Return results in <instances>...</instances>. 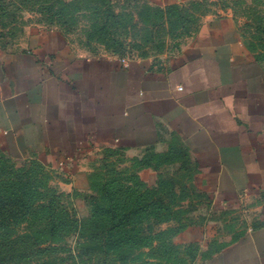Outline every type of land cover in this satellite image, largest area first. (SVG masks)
<instances>
[{
	"label": "crops",
	"instance_id": "1",
	"mask_svg": "<svg viewBox=\"0 0 264 264\" xmlns=\"http://www.w3.org/2000/svg\"><path fill=\"white\" fill-rule=\"evenodd\" d=\"M166 136L191 156L196 186L235 218L217 249L210 224L180 233L183 243L213 252L194 264H264V61L244 47L231 16L203 20L163 65L76 54L44 31L18 48L0 46V148L7 154L63 164L77 176L96 148L140 152Z\"/></svg>",
	"mask_w": 264,
	"mask_h": 264
},
{
	"label": "rangeland",
	"instance_id": "2",
	"mask_svg": "<svg viewBox=\"0 0 264 264\" xmlns=\"http://www.w3.org/2000/svg\"><path fill=\"white\" fill-rule=\"evenodd\" d=\"M224 14L234 20L244 47L264 61V0L168 5L145 0H0V46L18 48L28 34L44 31L76 54L141 58L163 65L183 51L203 20ZM78 165L76 176L63 164H48L36 156L16 158L0 148V174L5 173L14 186L27 182L35 202H56L58 208L84 219L91 216L98 198L104 206L113 194L117 200L126 199L128 192L123 190L128 186L147 190L148 201L160 197V216L167 218L160 223L152 217L143 220L136 230H129L132 239L124 245L113 244L115 236L95 249L103 235L95 238L99 232L90 227L84 238L73 232L50 243L52 248L40 243L39 248L0 264H194L199 255L204 258L213 252L183 243L179 235L188 226L203 223L211 226V248L227 243L228 222L234 224L235 218L218 210L196 186L191 156L175 137L166 136L162 144L140 152L96 148ZM217 227L221 230L216 233L227 236H216L212 229ZM33 229L22 223L17 232ZM81 242L92 249L82 248Z\"/></svg>",
	"mask_w": 264,
	"mask_h": 264
},
{
	"label": "trees",
	"instance_id": "3",
	"mask_svg": "<svg viewBox=\"0 0 264 264\" xmlns=\"http://www.w3.org/2000/svg\"><path fill=\"white\" fill-rule=\"evenodd\" d=\"M12 183L5 173L0 174V263L16 254L37 249L40 243H48L46 248H52L50 243L60 241L73 232L84 238V231L90 227L99 232L95 238L103 235L101 242L94 244L97 247L95 249L109 244L110 238L115 236L117 238L112 243L124 245L132 239L129 230H136L143 220L152 217L160 223L167 218L165 215L160 216V207L157 205L163 200L158 197L148 201L147 190L139 192L127 186L123 190V194L128 192L127 198L120 201L113 194L108 206L101 205L98 198L91 216L78 219L58 208L56 202H35L31 197L32 192L26 188L27 182L17 186ZM22 223L32 225L34 229L18 233L17 227ZM117 230L124 231L115 233ZM84 242H81L82 248L92 249ZM118 253L124 254L121 250Z\"/></svg>",
	"mask_w": 264,
	"mask_h": 264
},
{
	"label": "built area",
	"instance_id": "4",
	"mask_svg": "<svg viewBox=\"0 0 264 264\" xmlns=\"http://www.w3.org/2000/svg\"><path fill=\"white\" fill-rule=\"evenodd\" d=\"M122 62H124V59L122 60Z\"/></svg>",
	"mask_w": 264,
	"mask_h": 264
}]
</instances>
